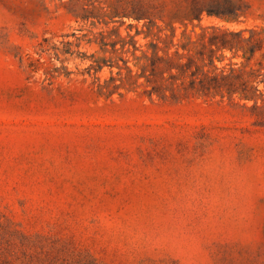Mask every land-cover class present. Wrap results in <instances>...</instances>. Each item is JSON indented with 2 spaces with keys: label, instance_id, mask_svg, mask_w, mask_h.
Masks as SVG:
<instances>
[{
  "label": "rangeland",
  "instance_id": "374dc122",
  "mask_svg": "<svg viewBox=\"0 0 264 264\" xmlns=\"http://www.w3.org/2000/svg\"><path fill=\"white\" fill-rule=\"evenodd\" d=\"M213 28L264 0H0V264H264V45Z\"/></svg>",
  "mask_w": 264,
  "mask_h": 264
},
{
  "label": "trees",
  "instance_id": "16d2710c",
  "mask_svg": "<svg viewBox=\"0 0 264 264\" xmlns=\"http://www.w3.org/2000/svg\"><path fill=\"white\" fill-rule=\"evenodd\" d=\"M209 14H212V11H208ZM201 12L196 16L199 18ZM244 31H228L225 29L213 28V31L209 34L203 33L201 35L203 42L202 45L204 48H209L213 53L220 50H237L242 49L245 51L249 50L250 54L247 56V60H250L252 56L257 51H262L264 45V37H262V32H257L255 30H250V35L248 37L244 36ZM207 39V42L205 41ZM160 60L166 61L167 69L170 70L175 66H186V64H175L173 58H158ZM240 71H237L235 68H231L229 73H222L217 75H208L204 73L203 78L200 80L201 90L210 91L214 89L217 92L226 90L228 92H244L249 97L248 91L253 93L258 92L257 86L251 84L249 81H244ZM194 75V73L192 74ZM253 79H256L255 71L251 73ZM195 83V80L192 81Z\"/></svg>",
  "mask_w": 264,
  "mask_h": 264
}]
</instances>
